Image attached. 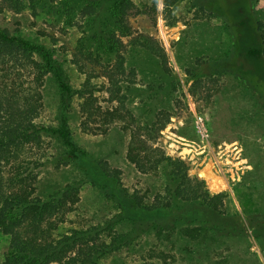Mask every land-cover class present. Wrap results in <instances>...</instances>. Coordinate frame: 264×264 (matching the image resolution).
Masks as SVG:
<instances>
[{
    "label": "rangeland",
    "instance_id": "rangeland-1",
    "mask_svg": "<svg viewBox=\"0 0 264 264\" xmlns=\"http://www.w3.org/2000/svg\"><path fill=\"white\" fill-rule=\"evenodd\" d=\"M122 1L0 0V29L38 48L0 55V92L38 109L39 139L8 150L2 170L11 194L47 204L30 208L24 238L59 245L60 264L92 252L96 264H264V242L244 217L264 210V93L225 66L235 19L256 27L264 55V0H225L231 14L214 10L213 0H125L119 24L106 25ZM101 30L111 51L92 41ZM144 39L159 56L139 47ZM24 56L29 64L15 62ZM63 120L85 159L67 158L71 148L54 134ZM165 157L210 195L225 194L246 236L197 246L180 236L172 210L147 214L135 228L121 216L117 187L91 172L118 170L122 196L163 210ZM161 229L170 235L159 241ZM8 244L0 229V264Z\"/></svg>",
    "mask_w": 264,
    "mask_h": 264
},
{
    "label": "trees",
    "instance_id": "trees-1",
    "mask_svg": "<svg viewBox=\"0 0 264 264\" xmlns=\"http://www.w3.org/2000/svg\"><path fill=\"white\" fill-rule=\"evenodd\" d=\"M126 1L128 2V0ZM238 2L236 1L234 5H237ZM209 3L214 7V10L219 12L227 10L231 14L232 8H227L225 0H213V2L210 1ZM99 5L97 4L94 8L88 9V13L96 16L97 11L101 8V5ZM125 8V0L120 5H114L108 12L109 20L104 23L106 25H118L120 13H124ZM231 27L235 34L232 47L233 52L229 59L227 58L225 66L245 79L254 89L264 93L263 38L258 34L256 27H253L252 23L245 19H235ZM92 36V41L98 43L96 45L99 51H102L104 46L111 51L114 43L111 38L104 34L103 30L94 31ZM138 44L142 49L155 55L157 54L156 50L154 51L145 39L138 42ZM37 49L33 44L20 38L12 37L6 30L0 29V55L3 54L2 52L11 55L15 51L27 53ZM157 56L159 55L157 54ZM15 62L20 65L29 64L27 56L16 59ZM118 69L123 73V65H120ZM58 80H62L60 75L58 76ZM112 86L114 89H117L113 82ZM61 87L65 94L69 91L64 83L61 84ZM37 115V105L32 102V99L16 96V99L11 100L5 92H0V229L9 237V244L2 264L61 263V260H59V245L33 246L24 238L20 230L30 208L36 206V212H39L47 204H41V202L34 204L22 199V197L11 194L8 190L9 181L3 177L2 172L3 162L8 157V150L39 139L40 132L34 123ZM54 134L66 146L71 148L67 158L76 159L80 157L81 159H85L86 153L83 151L79 152L74 147L65 120H63L60 128ZM161 161L166 170L165 174L168 176L167 184L171 188L167 189L170 199L163 210H160L161 207L159 206L146 207L141 203L139 198L133 195L122 196V191L118 190L120 182L118 176L120 172L118 170L107 171L106 168H101L99 165H92L91 172L96 178H101L104 181L112 183L114 188L117 187V193L113 196L117 199L121 216H123L124 220L132 222L135 228L141 224L147 214L165 213L167 210H172L177 216L175 218L176 221L183 224L182 228H179L180 236L195 243L197 246L214 248L223 241L228 243V240L233 237L246 236L245 224L237 212L228 210L225 204V194L210 195L207 190H203V182L189 178L185 172V168L182 167V162L167 157L162 158ZM175 200L178 201L174 202ZM195 210L198 212L194 216ZM244 217L252 229L255 239L264 242V210L250 211ZM169 235L166 234L164 229L156 231V237L159 241H162V238H167ZM58 243L61 244V242ZM90 255L87 256L85 262L78 264H96V253L92 252ZM213 263L218 264L217 262ZM63 264L76 263L73 260L71 263Z\"/></svg>",
    "mask_w": 264,
    "mask_h": 264
}]
</instances>
